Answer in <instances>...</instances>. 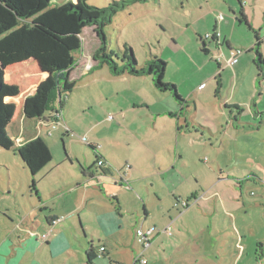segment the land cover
<instances>
[{"label":"rangeland","instance_id":"obj_1","mask_svg":"<svg viewBox=\"0 0 264 264\" xmlns=\"http://www.w3.org/2000/svg\"><path fill=\"white\" fill-rule=\"evenodd\" d=\"M85 1L101 9L123 0ZM24 2L27 7L31 5V0ZM59 2L78 4L89 17L100 13L88 8L83 0ZM200 3L205 4V0H127L105 28L109 48L120 59L132 48L139 66L153 57L167 62L165 80L182 95L183 111L172 106L179 103L173 94L161 93L147 76L115 82L109 80L107 66L87 75L77 70L76 90L63 99L65 119L60 124L43 125L40 134L56 161L64 153V146L81 158H94L88 142L99 145L101 153H105L102 146L118 144L123 148L148 146L159 158L169 155L174 161L182 154L178 168L187 177L186 187H197L200 197L190 202V218L183 219L194 222L200 230L194 264H264V115H253L251 110L254 89L259 84L254 88L245 78V70L236 77L232 67L219 78L216 49L206 54L202 44L196 43L193 15ZM12 22L11 10L1 0L0 27ZM11 29H0V37ZM82 39L79 59L87 55L91 63L101 45L96 28L87 27ZM257 101L259 111L264 113V82L262 99ZM58 104L57 100L56 107ZM171 111H176L175 116ZM21 112L15 117L20 123ZM56 112L48 111L49 117L31 122L32 130L37 131L47 118H55ZM50 129L54 130L52 135H48ZM14 130L10 127L7 132L16 143L11 134ZM113 154L123 159L126 151L109 149L107 157L111 160ZM79 170L76 164L74 172ZM30 185L31 174L21 159L12 150L0 147V264H45L31 245L38 244L39 236L32 230L33 223L41 217L44 225L47 221ZM173 214L177 217L178 213ZM24 238L30 251L19 260ZM157 262L150 258V264ZM63 263L49 259L47 264Z\"/></svg>","mask_w":264,"mask_h":264},{"label":"crops","instance_id":"obj_2","mask_svg":"<svg viewBox=\"0 0 264 264\" xmlns=\"http://www.w3.org/2000/svg\"><path fill=\"white\" fill-rule=\"evenodd\" d=\"M205 4L200 3L198 11L193 12L196 43L199 46L202 44L206 54H210L213 48L216 49L219 78H224V74L232 67L236 77L245 70L244 76L252 86L256 88L259 84V88L254 89L251 110L255 112H252L253 115L263 116L257 100L263 96L264 74L260 75L257 66V34L253 29L257 31L261 41L259 51L264 55V0H205ZM187 14L191 12L187 10ZM215 32L220 33L219 39H201ZM237 49L242 50V53L237 55L234 65H229L234 57L232 51ZM80 53L75 55L76 66L72 72L74 81L77 70L81 75H87L99 69L98 62L93 59L90 63L87 55L79 59ZM219 57L221 60H218ZM87 64H91L93 68L89 69ZM79 66L82 68L79 69ZM108 73L111 75L109 80L115 82H128L130 76H136H116L110 71ZM44 77L34 59L6 71L7 83L17 87L20 92L18 97L9 101L15 102L18 111L23 114V122L14 119L9 126V129H15L11 134L17 140L16 145L42 137V126L57 122L56 118H47L34 132L30 123L37 119L24 115L25 99L35 93ZM178 101L177 104L172 103V106L176 111H183L182 104ZM176 111H171V116H175ZM88 144L99 146L93 142ZM121 148L126 151L123 159L115 154L111 160L107 157L109 149ZM102 149L105 153H101L99 147L97 152L105 160L107 175L102 173L99 166H95L94 153V158H81L73 149L66 151L65 146L60 159L56 161L53 156L51 163L39 173L40 195H36L47 224L44 225L42 217L33 223L32 230L39 235L38 244L31 242L36 257L45 264L49 259L59 260L63 264H134L137 255L143 251V244L136 238V229L143 226L145 229L156 228L150 245L144 251L145 257L148 256V264L150 258L157 260V264H194L195 255L199 253L195 240L199 238L200 230L194 222L183 219L190 218L192 210L189 209L193 205L190 202L198 201L200 197L197 195V187H186L187 177L178 168L179 158H183V155H178L177 161H174L169 155L159 158L148 146L140 148L129 145L123 148L118 144H111L102 146ZM76 164L81 171L74 172ZM67 165L70 168H65ZM56 169L58 172H55ZM203 192L206 196V192ZM182 207L183 212L180 211ZM175 212L178 213L177 217L173 214ZM169 226L170 231H164ZM30 240L32 241L31 238ZM26 242L27 239L24 238L19 260L29 255ZM101 246L106 248L104 252H100ZM92 249L96 255L103 256L90 263L87 254ZM148 254L152 256L149 257Z\"/></svg>","mask_w":264,"mask_h":264},{"label":"trees","instance_id":"obj_3","mask_svg":"<svg viewBox=\"0 0 264 264\" xmlns=\"http://www.w3.org/2000/svg\"><path fill=\"white\" fill-rule=\"evenodd\" d=\"M1 1V0H0ZM6 8L11 10L14 22L13 28L7 35L0 37V147L12 150L31 174L30 190L40 195L38 175L51 163L53 154L48 144L37 137L22 145H16L10 138L7 129L12 124L18 111V105L9 99L20 95L19 89L5 81L6 71L18 64L34 59L44 79L38 85L34 94L29 95L24 102L23 110L26 117L31 119L43 118L48 111H60L64 107L63 99H67L76 88L72 72L76 66L75 55L83 49L82 34L87 27H95L101 39L99 49L94 53L98 68L107 66L116 76L123 74L149 76L155 87L162 93H171L183 101L177 87L165 80L167 62L158 57L148 59L144 66H139L132 48L126 50L122 58L109 48L105 28L112 18L120 12L127 0L113 1L111 5L98 9L84 4L91 9L100 11L98 16L89 17L84 14L78 4L60 3L59 0H31L29 7L24 0H2ZM242 17L245 15L242 13ZM248 27L251 25L245 21ZM252 29V28H251ZM257 34V66L260 75L264 74V55L259 51L261 41ZM59 101L56 107V101ZM57 108V110H55ZM95 154V166L107 175L103 165L104 158L97 152L98 147L88 144ZM92 249L87 254L88 262L92 263L97 257Z\"/></svg>","mask_w":264,"mask_h":264},{"label":"built area","instance_id":"obj_4","mask_svg":"<svg viewBox=\"0 0 264 264\" xmlns=\"http://www.w3.org/2000/svg\"><path fill=\"white\" fill-rule=\"evenodd\" d=\"M221 18H223V15L220 16ZM220 33L219 32H215L214 34H207L205 39L204 38H201L202 40H206V39H219L220 38ZM242 53V50L240 49H237V50H234L232 51V55L234 56L230 61H229V65H234L235 63V60H236V57L238 54H241ZM218 60H221V58L219 57ZM55 118L57 120V124H60L62 121H63V114L58 110L55 114ZM110 118L113 119L114 118V115H110ZM56 126L54 125V128ZM54 130H49V135L52 134ZM84 141H86V137L83 138ZM99 165H105V163L103 161H99ZM170 226L165 228L164 231H170ZM156 231V228L155 227H151V228H148V229H145L143 226H139L137 229H136V238L137 240L143 244V251L141 253H139L135 259V262L134 264H148V259L145 257L144 255V251L145 249L150 245L151 243V237L153 236V234L155 233ZM44 238H46V236H44ZM105 247L104 246H101L100 247V252H104L105 251Z\"/></svg>","mask_w":264,"mask_h":264}]
</instances>
